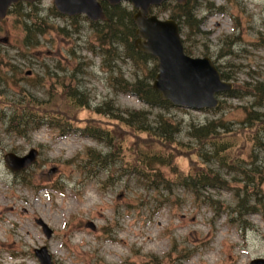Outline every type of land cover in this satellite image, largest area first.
Wrapping results in <instances>:
<instances>
[{"label": "rangeland", "instance_id": "374dc122", "mask_svg": "<svg viewBox=\"0 0 264 264\" xmlns=\"http://www.w3.org/2000/svg\"><path fill=\"white\" fill-rule=\"evenodd\" d=\"M35 4L45 14L54 7L53 0ZM197 9L203 22L202 33L189 40L193 55L211 57L235 88L248 91L247 82L264 77V45L259 44L260 33H264V0H199ZM153 13L168 18L170 10L156 7ZM79 17L80 25L50 14L56 29L46 33L40 45L31 50L34 56L20 54L22 25H15L10 15L1 23L0 49L21 68L17 76L24 79L21 84L31 87L25 80L34 81L46 70L61 78L66 76L67 81L69 74H74L71 86H78L76 92L88 106L72 110L70 116L81 121L97 117L95 108L110 100L121 110L149 109L137 98L116 94L111 88L113 73L102 55L92 50L95 32L84 15ZM115 64L132 79L136 68L129 60ZM43 83L44 87H32L36 97L49 96L52 80ZM6 93L10 98L19 97L20 88L11 85ZM60 97L53 102L64 110L67 106ZM222 100L224 107L215 111L174 109L171 114L184 128L192 122L219 119L230 121L236 128L244 117L243 105L252 98ZM4 112L9 113L10 108L5 107ZM6 128L7 123L0 121V264H39L34 249L44 244L55 264H249L254 258H264V215L243 218L233 210L245 188L235 171H221L231 182L229 187L199 193L181 186L147 188L126 175L108 179L106 173H100L86 179L79 168L86 149L106 151L96 140L77 132L60 136L49 125L27 137H17ZM182 139L197 144L184 131ZM32 147L41 153L38 164L25 171V184L8 169L4 155L10 151L24 154ZM243 156L248 160L247 152ZM259 156L258 164L264 165V152ZM182 163L186 168L190 165L184 158ZM206 165L218 166L214 162ZM52 168L57 170L49 173ZM161 168L167 173L164 166ZM234 176L237 179L233 180ZM261 190L264 193V184ZM208 197L221 201L219 209ZM37 217L53 228L51 239H46L35 223ZM90 221L95 230L87 227Z\"/></svg>", "mask_w": 264, "mask_h": 264}, {"label": "trees", "instance_id": "16d2710c", "mask_svg": "<svg viewBox=\"0 0 264 264\" xmlns=\"http://www.w3.org/2000/svg\"><path fill=\"white\" fill-rule=\"evenodd\" d=\"M198 0H189L185 6L174 2L168 3L164 9L170 10V17L181 23L185 39V49L192 52L189 40L200 33L201 19L198 18ZM108 20L91 22L95 38L91 41L92 50L100 53L105 64L109 65V83L116 94H128L145 103L149 109L121 110L110 100L95 108L97 117L84 121L71 117V111L88 106L81 96L78 86H71L74 74L67 77L52 75L46 70L44 75H38L31 87L21 84L17 77L21 68L11 62L6 52L0 49V104L11 106V112L0 113V121L7 123L6 131L17 137H27L35 129L49 125L62 135L80 132L94 138L102 144L106 151L94 148L86 149V158L80 164L82 174L95 178L100 173H107L108 179L122 175L136 179V182L156 190L170 189L173 186L190 188L194 193L207 188L224 189L229 187L226 175L222 170L235 171L245 184L244 193L238 197L233 210L243 218L252 213L264 214V165L258 164L260 154L264 152V77L255 82H247L248 91L233 89L226 94L239 99L250 96L252 100L244 104V117L237 121V127L230 121L208 120L205 123H190L184 128L179 119L173 118L174 106L170 101L163 100L160 93L153 87V81L158 71L153 56L144 54L135 46L136 24L133 10L128 5L110 6L102 2ZM52 16L60 17L55 8L50 9ZM50 14H45L34 4L20 3L12 7L10 15L15 25H22V45L20 54L34 56L31 50L37 48L41 38L56 25L50 21ZM76 23L77 17L71 19ZM65 29V28H64ZM260 44L264 45V33H260ZM127 59L136 71L132 79L127 78L115 61ZM79 70V67H75ZM55 76L56 78L52 77ZM223 78L229 76L222 73ZM53 80L47 98L36 97L32 87H44V78ZM15 85L20 88V96L10 98L6 89ZM59 90L61 93H59ZM67 108L62 110L57 106V96ZM53 102V103H52ZM61 103V100H60ZM224 107L221 104L220 108ZM212 110H208L210 112ZM215 111V110H214ZM83 123V125H80ZM82 127V128H81ZM183 131L192 141V145L182 139ZM125 137L127 138V142ZM247 152L248 160L244 158ZM260 152V153H259ZM189 160L186 168L182 159ZM217 163L218 166H207L206 163ZM167 170V173L161 168ZM169 176V177H168ZM235 176L233 180H235ZM24 181V180H23ZM26 183V182H25ZM213 206L222 205L218 199L210 198Z\"/></svg>", "mask_w": 264, "mask_h": 264}, {"label": "water", "instance_id": "95a60500", "mask_svg": "<svg viewBox=\"0 0 264 264\" xmlns=\"http://www.w3.org/2000/svg\"><path fill=\"white\" fill-rule=\"evenodd\" d=\"M20 1L35 0H0V21L3 20L12 4ZM117 4L123 0H107ZM133 2L138 11L134 14L137 24L136 47L148 54H153L159 60V72L154 82V88L160 91L164 100H170L174 105L195 109L216 108L220 101L218 92L230 90L232 84L224 81L217 67L208 57L192 58L185 54L179 24L173 19L160 20L155 15H148L152 5H158L165 0H125ZM56 8L70 16L86 14L96 21L106 20L107 16L99 0H54ZM186 4L187 0H177ZM38 156L33 148L26 155L20 156L9 152L5 155L8 167L20 171L31 166ZM36 222L42 226L46 236H52V229L41 219ZM94 228L93 224H90ZM41 264H53L46 246L35 249ZM250 264H264V258H256Z\"/></svg>", "mask_w": 264, "mask_h": 264}]
</instances>
